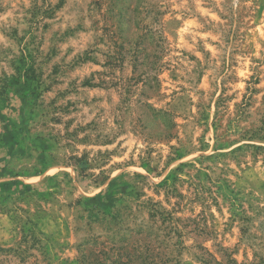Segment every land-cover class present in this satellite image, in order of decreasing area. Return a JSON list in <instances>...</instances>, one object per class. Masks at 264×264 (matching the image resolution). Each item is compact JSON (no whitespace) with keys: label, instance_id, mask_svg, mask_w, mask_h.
Masks as SVG:
<instances>
[{"label":"rangeland","instance_id":"obj_1","mask_svg":"<svg viewBox=\"0 0 264 264\" xmlns=\"http://www.w3.org/2000/svg\"><path fill=\"white\" fill-rule=\"evenodd\" d=\"M0 264H264V0H0Z\"/></svg>","mask_w":264,"mask_h":264}]
</instances>
